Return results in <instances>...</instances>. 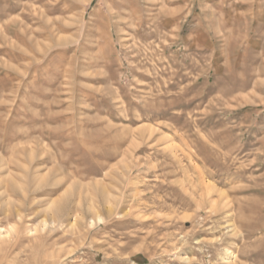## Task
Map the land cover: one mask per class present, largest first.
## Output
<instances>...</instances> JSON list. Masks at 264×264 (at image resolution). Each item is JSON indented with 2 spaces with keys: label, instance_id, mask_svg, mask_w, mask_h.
I'll use <instances>...</instances> for the list:
<instances>
[{
  "label": "rangeland",
  "instance_id": "374dc122",
  "mask_svg": "<svg viewBox=\"0 0 264 264\" xmlns=\"http://www.w3.org/2000/svg\"><path fill=\"white\" fill-rule=\"evenodd\" d=\"M0 264H264V0H0Z\"/></svg>",
  "mask_w": 264,
  "mask_h": 264
}]
</instances>
